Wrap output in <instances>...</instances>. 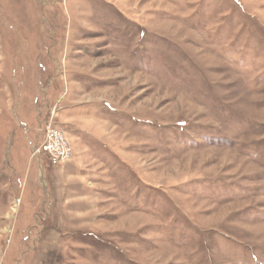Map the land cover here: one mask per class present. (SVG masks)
<instances>
[{
  "label": "rangeland",
  "instance_id": "1",
  "mask_svg": "<svg viewBox=\"0 0 264 264\" xmlns=\"http://www.w3.org/2000/svg\"><path fill=\"white\" fill-rule=\"evenodd\" d=\"M0 264H264V0H0Z\"/></svg>",
  "mask_w": 264,
  "mask_h": 264
},
{
  "label": "built area",
  "instance_id": "2",
  "mask_svg": "<svg viewBox=\"0 0 264 264\" xmlns=\"http://www.w3.org/2000/svg\"><path fill=\"white\" fill-rule=\"evenodd\" d=\"M44 141L37 151H45L55 159H67L72 155V146L66 137L65 132L51 125L50 122L43 128ZM38 153V152H36Z\"/></svg>",
  "mask_w": 264,
  "mask_h": 264
}]
</instances>
